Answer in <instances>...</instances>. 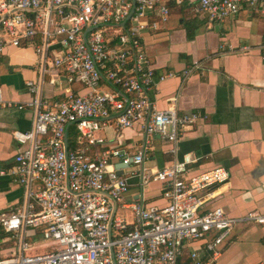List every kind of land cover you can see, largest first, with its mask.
<instances>
[{"label": "built area", "instance_id": "1", "mask_svg": "<svg viewBox=\"0 0 264 264\" xmlns=\"http://www.w3.org/2000/svg\"><path fill=\"white\" fill-rule=\"evenodd\" d=\"M244 8L264 18V0H194L190 10L220 22ZM169 15L168 0H0V55L7 46H30L41 77L54 73L68 84L64 93L46 98L39 84L25 81L32 98L17 107L31 108L34 122L13 132L22 149L10 170L25 196L23 204L0 212V228L15 241L0 264H179L184 246L195 240L204 242L211 261L190 250L188 264H213L237 222L264 223L257 210L235 218L218 206L204 208L228 182L224 167L189 174L193 159L184 156L151 170L144 166L147 139L130 153L110 148L99 133L110 123L116 130L140 125L146 136L175 144L201 118L178 114L174 105L157 109L151 96L173 73H155L144 35ZM12 105L0 87V107ZM72 127L77 136L69 147ZM129 161L138 167L131 174L139 176L140 187L161 183L163 206L121 204L129 184L115 166ZM120 207L131 209V222L116 215ZM33 238L51 241L49 251L25 254Z\"/></svg>", "mask_w": 264, "mask_h": 264}, {"label": "crops", "instance_id": "2", "mask_svg": "<svg viewBox=\"0 0 264 264\" xmlns=\"http://www.w3.org/2000/svg\"><path fill=\"white\" fill-rule=\"evenodd\" d=\"M193 3L168 0V20L144 35V48L157 75L173 73L151 94L156 108L174 105L178 114L196 112L201 118L184 128L175 144L157 134L146 136L140 125L116 130L110 123L99 133L110 148L130 153L147 139L144 166L151 170L184 156L193 159L189 174L224 167L228 182L216 188L204 208L218 206L235 218L251 210L264 213V18L258 10L244 8L223 21L210 22L205 13L191 12ZM27 80L39 84L46 98L68 89L63 77L57 79L54 73L41 77L32 47L7 46L0 55L2 96L13 104L0 107V212L24 202V187L10 170L22 149L13 132L29 130L34 122L31 108L17 107L32 98L25 90ZM137 170L134 165L123 170L129 190L121 204L143 201L147 207L163 206L161 183L150 180L140 187L139 176L131 174ZM119 209L126 221L133 220L130 208ZM14 245L6 233L0 237V257L10 254ZM190 250L211 261L203 241L186 244L185 256ZM213 264H264V223L237 222Z\"/></svg>", "mask_w": 264, "mask_h": 264}, {"label": "rangeland", "instance_id": "3", "mask_svg": "<svg viewBox=\"0 0 264 264\" xmlns=\"http://www.w3.org/2000/svg\"><path fill=\"white\" fill-rule=\"evenodd\" d=\"M125 213H126L127 217H129V213L130 212L126 211ZM116 215H121V210L119 208L116 211ZM49 247H51V241H47L46 239L32 240L31 241V246L25 252V254L34 255V254H38V253L48 252L49 251Z\"/></svg>", "mask_w": 264, "mask_h": 264}, {"label": "trees", "instance_id": "4", "mask_svg": "<svg viewBox=\"0 0 264 264\" xmlns=\"http://www.w3.org/2000/svg\"><path fill=\"white\" fill-rule=\"evenodd\" d=\"M76 136H77V132L75 131V129L70 128V130L68 132V146L69 147H72L74 145ZM4 235H5V233L2 231L0 233V237H3ZM188 263H189V259L185 255L179 259V264H188Z\"/></svg>", "mask_w": 264, "mask_h": 264}, {"label": "water", "instance_id": "5", "mask_svg": "<svg viewBox=\"0 0 264 264\" xmlns=\"http://www.w3.org/2000/svg\"><path fill=\"white\" fill-rule=\"evenodd\" d=\"M107 83L115 90H117V87L113 86L110 82L107 81ZM67 148V137L65 136V149ZM131 164V162L129 161L128 163L124 164V163H117L116 164V169H117V174L122 175L123 172V168L128 167ZM116 210V204L113 203V212H112V216L114 214V211ZM111 216V218H112ZM109 227H110V222H109Z\"/></svg>", "mask_w": 264, "mask_h": 264}]
</instances>
